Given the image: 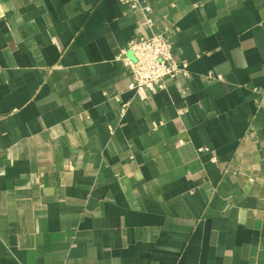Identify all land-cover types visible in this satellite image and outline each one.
Segmentation results:
<instances>
[{
  "label": "crops",
  "instance_id": "1",
  "mask_svg": "<svg viewBox=\"0 0 264 264\" xmlns=\"http://www.w3.org/2000/svg\"><path fill=\"white\" fill-rule=\"evenodd\" d=\"M139 1L0 0V264H264V0Z\"/></svg>",
  "mask_w": 264,
  "mask_h": 264
},
{
  "label": "built area",
  "instance_id": "2",
  "mask_svg": "<svg viewBox=\"0 0 264 264\" xmlns=\"http://www.w3.org/2000/svg\"><path fill=\"white\" fill-rule=\"evenodd\" d=\"M129 6L134 12L142 13L144 26L154 25L150 18L151 7L141 4L139 0H118ZM121 61L129 71L132 82L129 90L140 100H147L149 95L157 94L165 89L167 79H175L180 75L189 77L188 65L174 58L172 43L165 34L137 35L130 40L122 52ZM123 104L121 116L126 112Z\"/></svg>",
  "mask_w": 264,
  "mask_h": 264
}]
</instances>
